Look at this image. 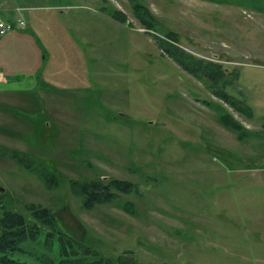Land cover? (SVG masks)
<instances>
[{"label": "rangeland", "instance_id": "1", "mask_svg": "<svg viewBox=\"0 0 264 264\" xmlns=\"http://www.w3.org/2000/svg\"><path fill=\"white\" fill-rule=\"evenodd\" d=\"M60 1L72 7L57 11L63 55L79 60L56 63L53 93L37 80L3 81L19 94L0 109V202L52 209L113 264H264V0H137L157 19L151 31L129 0L51 3ZM169 33L226 69L224 91L163 49ZM227 113L239 132L220 123ZM10 150L57 174L56 187ZM113 179L133 191L86 208L72 189Z\"/></svg>", "mask_w": 264, "mask_h": 264}, {"label": "trees", "instance_id": "2", "mask_svg": "<svg viewBox=\"0 0 264 264\" xmlns=\"http://www.w3.org/2000/svg\"><path fill=\"white\" fill-rule=\"evenodd\" d=\"M129 1L133 4L134 14L147 30L151 31L157 27V19L150 10L137 0ZM116 20L121 23L128 21L127 16L119 10ZM174 36H176L174 33H169L167 38L160 37L163 49L174 57L185 71L204 80L208 88L224 91L221 82L227 74L226 69L183 50L175 44L178 41L177 36ZM219 97L230 103L227 94H221ZM232 106L236 108L234 104ZM220 123L236 132L242 129L228 113L220 114ZM8 156L29 171H36L48 188H54L58 184L57 174L40 170L41 163L38 159L18 150H10ZM134 186L130 181L119 179H113L108 183L72 182L74 193L82 198L86 208L109 203L117 197L118 192L131 193ZM28 211L29 214H24L15 209L11 210L0 202V264H113L111 258L104 257L84 240H79L66 232L52 209L31 204ZM117 262L133 264L122 256L117 258Z\"/></svg>", "mask_w": 264, "mask_h": 264}, {"label": "crops", "instance_id": "3", "mask_svg": "<svg viewBox=\"0 0 264 264\" xmlns=\"http://www.w3.org/2000/svg\"><path fill=\"white\" fill-rule=\"evenodd\" d=\"M51 1L0 0V17L14 20L20 15L27 18L29 23L23 30L0 36V72L3 74L0 80L3 84L0 87V109L5 106L9 109L8 106L16 105L15 101L18 100L15 96L19 92L5 88L10 83L9 80L3 82L6 78L37 80L44 93H53V89L60 88L59 83L53 81V76L59 74L54 73L56 63L61 64L63 60L77 63L79 60L75 53L72 57H66L68 52L63 55L66 39L63 38L62 16L65 13L57 12L58 9L69 10L72 7L63 5L61 1L54 5Z\"/></svg>", "mask_w": 264, "mask_h": 264}, {"label": "built area", "instance_id": "4", "mask_svg": "<svg viewBox=\"0 0 264 264\" xmlns=\"http://www.w3.org/2000/svg\"><path fill=\"white\" fill-rule=\"evenodd\" d=\"M28 26V19L24 16L18 15L14 20H6L0 17V36L6 35L7 33L14 30H23ZM3 74L0 72V80Z\"/></svg>", "mask_w": 264, "mask_h": 264}, {"label": "water", "instance_id": "5", "mask_svg": "<svg viewBox=\"0 0 264 264\" xmlns=\"http://www.w3.org/2000/svg\"><path fill=\"white\" fill-rule=\"evenodd\" d=\"M0 190H1V191H3V188H2V187H0Z\"/></svg>", "mask_w": 264, "mask_h": 264}]
</instances>
